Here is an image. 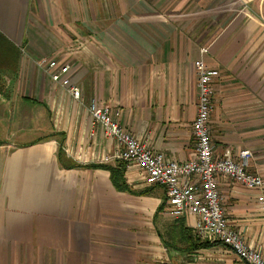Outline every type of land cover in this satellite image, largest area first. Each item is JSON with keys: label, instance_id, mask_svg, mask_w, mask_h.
Listing matches in <instances>:
<instances>
[{"label": "crops", "instance_id": "0c3cea01", "mask_svg": "<svg viewBox=\"0 0 264 264\" xmlns=\"http://www.w3.org/2000/svg\"><path fill=\"white\" fill-rule=\"evenodd\" d=\"M40 57L71 68L84 103ZM201 59L220 72L217 154L249 151L264 177V0H0V264H244L224 245L199 247L211 241L197 218L166 214L165 190L137 166L103 161L117 143L88 112L91 100L111 106L150 150L187 162ZM220 192L264 255V191L221 178Z\"/></svg>", "mask_w": 264, "mask_h": 264}, {"label": "built area", "instance_id": "2783aa9c", "mask_svg": "<svg viewBox=\"0 0 264 264\" xmlns=\"http://www.w3.org/2000/svg\"><path fill=\"white\" fill-rule=\"evenodd\" d=\"M207 51V48L201 50L202 54ZM36 65L75 101L84 103L85 95L73 83L68 65L47 57L37 59ZM194 65L199 88L198 112L193 123L196 157L187 162H178L153 152L121 126L118 111L98 100H91L88 112L92 127L100 126L118 147L111 157L103 161L123 162L127 170L137 166L145 176L147 185L165 190L166 214L177 219L197 218L195 232L201 240L223 244L244 264H264L262 251L251 247L231 224L220 192L221 178L249 190L264 191V177L251 172L253 154L249 151L240 152L238 158H233L230 151L223 156L217 154V145L211 136L210 117L214 108V86L220 72L210 68L203 59Z\"/></svg>", "mask_w": 264, "mask_h": 264}, {"label": "trees", "instance_id": "16d2710c", "mask_svg": "<svg viewBox=\"0 0 264 264\" xmlns=\"http://www.w3.org/2000/svg\"><path fill=\"white\" fill-rule=\"evenodd\" d=\"M121 168L125 169V163L122 162ZM113 181L115 185L117 186V188H125V180H124L123 172L119 171L118 174L113 173ZM218 245H223V244L219 242L211 243V242L206 241V242H202L199 247L210 248V247H214Z\"/></svg>", "mask_w": 264, "mask_h": 264}, {"label": "rangeland", "instance_id": "374dc122", "mask_svg": "<svg viewBox=\"0 0 264 264\" xmlns=\"http://www.w3.org/2000/svg\"><path fill=\"white\" fill-rule=\"evenodd\" d=\"M47 58L52 59V60H54V59L56 60V58H51V57H47Z\"/></svg>", "mask_w": 264, "mask_h": 264}]
</instances>
